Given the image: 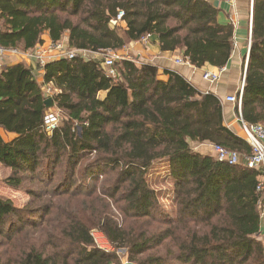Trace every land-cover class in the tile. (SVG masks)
Instances as JSON below:
<instances>
[{
  "label": "trees",
  "instance_id": "1",
  "mask_svg": "<svg viewBox=\"0 0 264 264\" xmlns=\"http://www.w3.org/2000/svg\"><path fill=\"white\" fill-rule=\"evenodd\" d=\"M219 12L206 0H0V47L25 52L44 33L52 42L67 33L69 49L116 51L156 35L161 52L180 50L194 67L221 68L234 24L220 23ZM251 18L240 114L264 126V0H252ZM112 68L113 77L101 59L59 57L43 65L42 84L23 63L1 69L0 129L14 135H0V165L10 170L4 182L18 189L30 178L41 186L28 189L23 206L0 195V264H122L116 252L94 246L93 228L135 264H264L261 169L191 145L250 153L224 125L221 100L150 63L123 57ZM47 85L62 114L50 134ZM158 162L181 187L173 215L147 182Z\"/></svg>",
  "mask_w": 264,
  "mask_h": 264
},
{
  "label": "crops",
  "instance_id": "2",
  "mask_svg": "<svg viewBox=\"0 0 264 264\" xmlns=\"http://www.w3.org/2000/svg\"><path fill=\"white\" fill-rule=\"evenodd\" d=\"M218 8L220 9L217 16L219 22L225 24L230 21L234 24V47L230 59L227 65L224 66L223 71L209 65L201 68L194 67L185 62L186 59L183 57L180 50L161 52L156 35H149L145 42H129L126 44V49L129 51V55L135 57L137 62L156 65L159 67L160 71L164 69L173 70L183 76L199 91L211 92L216 95L222 103L224 125L240 136L236 131V124L240 122L237 108L233 103L226 102L224 98L228 95H237L240 90L244 65L247 63L248 56L247 47L251 34L252 5H250V17L248 0H225L223 2L219 0ZM43 36V47L46 49L50 42V38L47 33ZM53 54V50L46 51L44 55L45 59L38 61L24 56L23 54L7 50L0 55V71L4 66L23 63L32 71L37 82L42 84L43 66L41 61L45 64L54 60L55 58L52 57ZM176 59H182L183 61L176 62ZM205 72L218 74V79L214 82L204 79L203 74ZM161 78L166 79L167 76L161 75ZM99 96L103 97L104 92H100ZM0 135L5 141L14 138L13 134L6 133L2 129H0ZM210 144L211 143L204 142L192 143L191 145L194 150L202 154L214 156ZM260 227L258 238L264 244V218L261 219Z\"/></svg>",
  "mask_w": 264,
  "mask_h": 264
},
{
  "label": "built area",
  "instance_id": "3",
  "mask_svg": "<svg viewBox=\"0 0 264 264\" xmlns=\"http://www.w3.org/2000/svg\"><path fill=\"white\" fill-rule=\"evenodd\" d=\"M251 5H252V0H251ZM122 16H123V12L118 11L115 18L116 24L122 21L121 20ZM148 37L149 35L143 36L140 38V41L145 42ZM249 45H250V38L248 40L247 50L249 49ZM51 47L54 52L52 57L55 59L59 57L73 58L78 54L87 58L101 59L102 65L107 70V74L112 77L115 75V72L112 68L114 63L121 60L123 57L129 58L128 55L122 56L118 53L116 54L114 51L109 49L102 50L99 52H92V51L80 50V49H69L68 47H66V45L61 44L60 41L53 42L51 44ZM7 50L23 54L24 56L30 57L38 61L42 60L40 45H37L32 50H27L25 52H19L18 50L15 49H4L0 47V55H2ZM182 61H183L182 59L181 60L176 59V62H182ZM185 62L188 63L187 60ZM41 64L42 66L44 65L43 61H41ZM218 69L220 71H223L224 67ZM245 69H246V64L244 66V71ZM244 71H243V76L240 83V90L238 94L228 95L224 98V100L226 102L233 103L237 108L239 121H240L239 123L242 130L245 133V136L243 137L240 136V137L248 143L250 147V153L248 155H241L239 152L235 150H229L218 144H210V147L213 152L214 158L217 161L226 162L229 165H235L242 162L249 167L261 169L263 175L259 178V182L256 185V191L261 194V199L258 202V206L260 210V217L262 219L264 218V126L261 125L260 123H247L241 119L240 111H241V95L244 86ZM203 78L209 80L210 82H214L218 79V74L205 72L203 74ZM42 90L45 97L47 98H50L55 92L54 90H52L50 85L43 86ZM61 119H62V114L59 110L57 109L48 110L44 116L43 130L47 134H50L53 130H55V128H57L60 125ZM90 236L96 248L104 252H116L118 255L117 249H115V246L107 238V236L104 234L103 231L99 229H92L90 232ZM120 260L122 264H128L127 259L125 261H123L122 259Z\"/></svg>",
  "mask_w": 264,
  "mask_h": 264
},
{
  "label": "rangeland",
  "instance_id": "4",
  "mask_svg": "<svg viewBox=\"0 0 264 264\" xmlns=\"http://www.w3.org/2000/svg\"><path fill=\"white\" fill-rule=\"evenodd\" d=\"M248 3H249V17H250L251 0H248ZM124 28H125L124 22L123 21L118 22L117 29L122 32ZM45 34L46 33H44L43 35ZM43 35H42V40L44 37ZM67 39H68V34L65 33L62 39H60L59 41L61 42V44H64L66 45V47H68ZM52 43L53 42L50 40L46 49L43 47L44 40H43V43L40 44L42 60L45 59L44 58L45 52L52 50V47H51ZM114 52L122 56L128 55L129 58L135 59L134 56L129 55L130 53L126 49V45L123 48L116 50ZM244 75H245V71H244ZM54 109L56 108L53 107L52 110ZM236 131L238 132L240 136L242 137L245 136V133L240 126V123L236 124ZM9 173H10V170L8 168L0 165V195L11 198L13 202L18 206H23L27 203V201H29L30 196L27 193L28 189L29 188L36 189L41 185L38 182L29 181L30 178H28L27 180H24L22 187H19L18 189L8 187L5 184L4 179L9 175ZM58 176H61V173H59ZM147 182L150 185V187L157 193L159 197V206L164 210L165 213H169L170 215H173L175 212V200H177L179 196L181 195V187L178 184L171 182L170 177H169V169L167 165L165 164V162H158L153 165L152 169L149 170L148 172ZM45 199H47V197H44L43 200ZM93 229H98V228H93ZM117 252H118V256L120 259H122L123 261L127 259L128 264H135L134 262L129 261L128 253L125 248H118ZM149 254L150 252H147L144 254V256H148Z\"/></svg>",
  "mask_w": 264,
  "mask_h": 264
},
{
  "label": "water",
  "instance_id": "5",
  "mask_svg": "<svg viewBox=\"0 0 264 264\" xmlns=\"http://www.w3.org/2000/svg\"><path fill=\"white\" fill-rule=\"evenodd\" d=\"M213 8L217 9L219 7V0H206ZM47 108H52L51 98L45 100Z\"/></svg>",
  "mask_w": 264,
  "mask_h": 264
}]
</instances>
